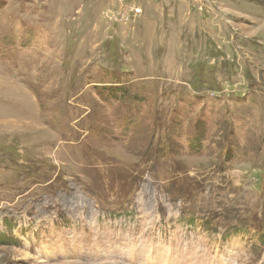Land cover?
<instances>
[{
  "label": "rangeland",
  "instance_id": "1",
  "mask_svg": "<svg viewBox=\"0 0 264 264\" xmlns=\"http://www.w3.org/2000/svg\"><path fill=\"white\" fill-rule=\"evenodd\" d=\"M0 264H264V0H0Z\"/></svg>",
  "mask_w": 264,
  "mask_h": 264
}]
</instances>
